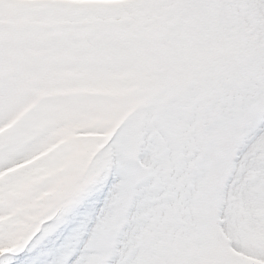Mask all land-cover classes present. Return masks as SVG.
Instances as JSON below:
<instances>
[{"label":"snow or ice","instance_id":"obj_1","mask_svg":"<svg viewBox=\"0 0 264 264\" xmlns=\"http://www.w3.org/2000/svg\"><path fill=\"white\" fill-rule=\"evenodd\" d=\"M27 10L0 17V190L43 179L0 199V264H264V0Z\"/></svg>","mask_w":264,"mask_h":264},{"label":"rangeland","instance_id":"obj_2","mask_svg":"<svg viewBox=\"0 0 264 264\" xmlns=\"http://www.w3.org/2000/svg\"><path fill=\"white\" fill-rule=\"evenodd\" d=\"M31 2L32 0H11L6 9L0 10V17H6L7 22L14 26L31 23L33 22L32 17L27 10V6ZM102 2L118 3L120 0H102ZM175 71L177 73L179 72L178 69ZM3 131V128H0V132ZM88 159V146H74L71 156L67 158L64 164L46 173V175H56L58 177L55 187L50 189L49 192L42 193L41 197H38L37 200L22 201L17 204L16 212H20L23 217L18 223L23 226V224L31 218V210L38 207L37 201L39 199H43L50 193L59 195L60 193L70 190L75 185L76 181L83 175L84 171H86ZM41 179H43L42 176H36L30 181L12 185L6 193L0 190V199L6 195L10 200H20L21 197L31 191L33 184ZM5 219V217L0 216V222H3ZM0 228H2V223H0ZM8 242L11 243L12 241L9 240ZM10 250L11 249L8 247H0V252Z\"/></svg>","mask_w":264,"mask_h":264}]
</instances>
